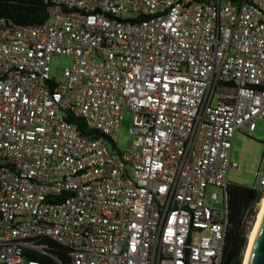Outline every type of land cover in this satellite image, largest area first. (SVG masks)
I'll list each match as a JSON object with an SVG mask.
<instances>
[{
  "label": "built area",
  "instance_id": "2783aa9c",
  "mask_svg": "<svg viewBox=\"0 0 264 264\" xmlns=\"http://www.w3.org/2000/svg\"><path fill=\"white\" fill-rule=\"evenodd\" d=\"M47 1L39 25L0 18V264H44L45 239L70 264H222L233 139L264 120V0Z\"/></svg>",
  "mask_w": 264,
  "mask_h": 264
},
{
  "label": "trees",
  "instance_id": "16d2710c",
  "mask_svg": "<svg viewBox=\"0 0 264 264\" xmlns=\"http://www.w3.org/2000/svg\"><path fill=\"white\" fill-rule=\"evenodd\" d=\"M232 1L238 2L239 0ZM48 6L47 0H0V18L13 25H39L48 18ZM70 119L79 126L85 136H93V134L88 133L82 119L74 117H70ZM227 191L230 214L222 264H243L248 233L257 217L255 205L262 201L263 194L252 191L250 187L235 183H229ZM44 242L49 248L48 254L51 256L28 253V257L40 260L44 264H58L54 259L56 257L60 264H70L65 247L50 239H45Z\"/></svg>",
  "mask_w": 264,
  "mask_h": 264
},
{
  "label": "rangeland",
  "instance_id": "374dc122",
  "mask_svg": "<svg viewBox=\"0 0 264 264\" xmlns=\"http://www.w3.org/2000/svg\"><path fill=\"white\" fill-rule=\"evenodd\" d=\"M226 3V0L222 2ZM127 17V16H124ZM73 64V58L64 55H54L51 59V75L58 81H63L65 69L71 67ZM132 112L126 110L121 120L120 127L112 135L113 141L117 145V149L120 150H134L129 147V143L136 140V137L132 133ZM232 158L239 164L238 170H230L228 174V181L230 183L241 184L247 187H252L256 182L257 173L264 175V120L260 119L256 121V130L250 134H242L238 132L233 139ZM218 192L219 189L209 187L208 192ZM263 198V197H262ZM261 204V202H260ZM217 208H221V204L215 205ZM257 209V215L259 213L260 205L255 206ZM257 219V217H256ZM256 222V220H255ZM254 222V224H255ZM252 226L251 230L253 229ZM251 230L248 233V242ZM243 256V264L245 259V252Z\"/></svg>",
  "mask_w": 264,
  "mask_h": 264
},
{
  "label": "water",
  "instance_id": "95a60500",
  "mask_svg": "<svg viewBox=\"0 0 264 264\" xmlns=\"http://www.w3.org/2000/svg\"><path fill=\"white\" fill-rule=\"evenodd\" d=\"M248 264H264V212L259 222Z\"/></svg>",
  "mask_w": 264,
  "mask_h": 264
},
{
  "label": "bare ground",
  "instance_id": "6f19581e",
  "mask_svg": "<svg viewBox=\"0 0 264 264\" xmlns=\"http://www.w3.org/2000/svg\"><path fill=\"white\" fill-rule=\"evenodd\" d=\"M263 212H264V195H263V198H262V201H261V204H260V209H259V213L257 215L256 222H255L254 227L251 230V234L249 236V243H248V246H247V250L245 252L244 264H248L249 263L252 247H253V244H254V240H255V237H256V234H257L259 222H260V219H261V217L263 215Z\"/></svg>",
  "mask_w": 264,
  "mask_h": 264
}]
</instances>
